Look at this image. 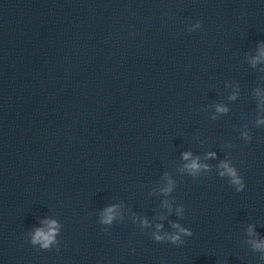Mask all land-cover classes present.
<instances>
[{"label":"water","instance_id":"water-1","mask_svg":"<svg viewBox=\"0 0 264 264\" xmlns=\"http://www.w3.org/2000/svg\"><path fill=\"white\" fill-rule=\"evenodd\" d=\"M262 47L264 0H0V264H264Z\"/></svg>","mask_w":264,"mask_h":264},{"label":"clouds","instance_id":"clouds-1","mask_svg":"<svg viewBox=\"0 0 264 264\" xmlns=\"http://www.w3.org/2000/svg\"><path fill=\"white\" fill-rule=\"evenodd\" d=\"M264 57V47H262L260 49V54L258 57L255 58L254 63L259 61L260 58ZM217 111L218 112H225L227 111V109L218 106L217 107ZM190 153H184L183 154V158L185 160H188L190 157ZM210 155H214V154H210ZM186 168L192 170L193 172L195 171H199L202 167L206 168V165H201L197 162V160H193L190 164L185 166ZM220 167L222 169H224V171H222L220 173L221 176L227 175L229 177H231V183L238 185L237 187V191H242L245 188V184L242 183L241 179L238 177L236 170L232 167L229 166L228 162H221ZM171 188H167L165 189V192H170ZM114 208L109 207L105 210V214H104V220L102 221L103 223H111L112 219H113V213ZM158 228L161 227L160 225L157 226ZM173 227L179 228V231L181 233H184L185 235H192L191 231L184 229V228H180V226L178 224H174ZM251 231V229H250ZM57 233V225L55 221H48V229L47 231H45L44 229H37L32 237V243L33 244H37L39 243L41 245L42 248H49V246L55 241V236ZM157 240L162 239L161 237L157 236L156 237ZM171 241L172 243H176L177 241H180V236L179 235H173L171 237ZM254 248L259 249V250H264V241H259V242H255L253 245Z\"/></svg>","mask_w":264,"mask_h":264}]
</instances>
